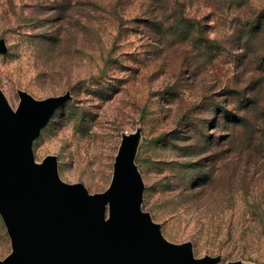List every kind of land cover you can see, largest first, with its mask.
Returning a JSON list of instances; mask_svg holds the SVG:
<instances>
[{"label": "rangeland", "instance_id": "1", "mask_svg": "<svg viewBox=\"0 0 264 264\" xmlns=\"http://www.w3.org/2000/svg\"><path fill=\"white\" fill-rule=\"evenodd\" d=\"M260 16L264 0H0V90L12 110L67 98L32 152L62 182L107 192L131 137L141 209L167 243L264 264ZM12 243L0 214V264Z\"/></svg>", "mask_w": 264, "mask_h": 264}, {"label": "water", "instance_id": "2", "mask_svg": "<svg viewBox=\"0 0 264 264\" xmlns=\"http://www.w3.org/2000/svg\"><path fill=\"white\" fill-rule=\"evenodd\" d=\"M4 48L0 42V52ZM66 100L24 94L12 110L0 90V214L15 248L3 264H217L195 259L188 244L167 243L142 211L131 137L105 193L90 195L83 184L62 182L53 156L35 161L34 140Z\"/></svg>", "mask_w": 264, "mask_h": 264}, {"label": "trees", "instance_id": "3", "mask_svg": "<svg viewBox=\"0 0 264 264\" xmlns=\"http://www.w3.org/2000/svg\"><path fill=\"white\" fill-rule=\"evenodd\" d=\"M169 21H173V23L176 25V27L180 26V25H185V28H189L191 25L189 24V21L191 20H186L185 18H179L176 19L174 17L167 19ZM255 22L252 24V26H254L253 28H256V31L259 32L262 27L264 26V16H260V17H256V19L254 20ZM186 32H189L188 30H186Z\"/></svg>", "mask_w": 264, "mask_h": 264}, {"label": "bare ground", "instance_id": "4", "mask_svg": "<svg viewBox=\"0 0 264 264\" xmlns=\"http://www.w3.org/2000/svg\"><path fill=\"white\" fill-rule=\"evenodd\" d=\"M9 104V103H8ZM14 110V109H13Z\"/></svg>", "mask_w": 264, "mask_h": 264}]
</instances>
